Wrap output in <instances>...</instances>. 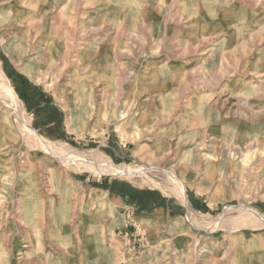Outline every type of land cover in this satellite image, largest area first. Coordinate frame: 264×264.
I'll return each mask as SVG.
<instances>
[{"label":"rangeland","instance_id":"1","mask_svg":"<svg viewBox=\"0 0 264 264\" xmlns=\"http://www.w3.org/2000/svg\"><path fill=\"white\" fill-rule=\"evenodd\" d=\"M0 72V264H264V0H0Z\"/></svg>","mask_w":264,"mask_h":264},{"label":"bare ground","instance_id":"2","mask_svg":"<svg viewBox=\"0 0 264 264\" xmlns=\"http://www.w3.org/2000/svg\"><path fill=\"white\" fill-rule=\"evenodd\" d=\"M0 74H1V72H0ZM6 86H7V88H9V86H8V84L6 83ZM10 90V89H9ZM10 99H11V102H14L13 104L15 105V107H16V105L18 106V108L20 109V108H22V107H20V103L21 102H19L17 99H15L14 97H13V94L10 92ZM12 104V103H11ZM182 189V188H181Z\"/></svg>","mask_w":264,"mask_h":264}]
</instances>
